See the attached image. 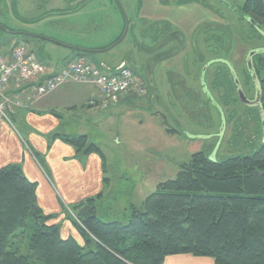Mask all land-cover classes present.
Here are the masks:
<instances>
[{
  "label": "rangeland",
  "instance_id": "rangeland-1",
  "mask_svg": "<svg viewBox=\"0 0 264 264\" xmlns=\"http://www.w3.org/2000/svg\"><path fill=\"white\" fill-rule=\"evenodd\" d=\"M46 1L0 0V49L11 50L16 43L26 45L27 42L35 57L46 54L55 61L64 62L74 53L68 46L79 42L75 36L88 39L84 47L88 49L103 45H108L107 48L123 38L113 48L89 53L91 62L110 72L125 61L147 84L144 94H136V103L112 114L110 108L95 107L97 112H102L97 118L86 113L89 106L82 109L79 104L77 121L72 120V127L79 133L76 135L90 131L91 138L100 143L97 145L105 156L104 164L99 156L104 175V188L99 193H104V197L96 199V211L101 219L127 223L131 206H142L146 196L155 191L160 182L175 178L181 165L189 162L196 152L204 151L211 158L222 160L250 155L260 144L264 121L259 106L242 102L235 81L229 92L222 94L219 89L229 85L227 78L237 77L247 99L252 102L256 96L255 80L247 75L250 71L246 58L251 50L264 44V39L257 38L259 32L252 21L241 16L238 8L244 0H179L182 3L179 6L178 0L160 1V6L163 5L160 10L167 11L166 6H174L172 13L179 16L174 19H181L182 23L189 20L186 15L199 10L195 4L209 10L194 28L175 25L186 46L170 59L164 57V53H168L166 50L156 47L163 34L156 36L154 23L157 20L141 15L144 6L141 0H119L121 6L117 0H54L66 12L37 23ZM80 9L83 10L78 13ZM166 20L164 23L172 25L173 21ZM30 28L43 35L30 32ZM18 32L46 37L40 41L44 47H34L36 39ZM207 37L210 38L206 40ZM97 38L100 41H96ZM152 60L156 62L153 68L156 69L155 85L148 77ZM215 71L219 88L212 83ZM260 76H264V66ZM87 89L92 97L98 95L94 85H87ZM107 113L109 124L105 123ZM98 120L97 130L92 128L91 121ZM91 138L89 143H94ZM84 149L78 151L79 161L88 167L90 157ZM99 193L83 197L81 201ZM81 201L70 202L68 206L74 208ZM68 206L63 203L67 213ZM34 226L31 215L26 235L15 239L23 254L29 250Z\"/></svg>",
  "mask_w": 264,
  "mask_h": 264
},
{
  "label": "trees",
  "instance_id": "trees-1",
  "mask_svg": "<svg viewBox=\"0 0 264 264\" xmlns=\"http://www.w3.org/2000/svg\"><path fill=\"white\" fill-rule=\"evenodd\" d=\"M238 9L243 18L264 28V0H244ZM257 38L264 35L259 32ZM256 48L264 49V44ZM253 66L264 121V76H260L264 51L253 57ZM216 74L212 83L219 88ZM226 81L229 85L219 88L221 93L234 86V78ZM57 137L77 151L97 153L104 164L101 148L89 143L87 135ZM101 195L68 206L81 243L72 236L62 237L60 226L52 222L57 216L44 213L37 200V182L24 174L20 164L0 167V264H162L170 255L185 253L213 257L216 264H264V135L250 155L215 160L204 151L194 153L175 178L160 182L146 196L142 206H131L127 223L97 215L96 199ZM31 215L34 231L23 254L15 239L26 235Z\"/></svg>",
  "mask_w": 264,
  "mask_h": 264
},
{
  "label": "crops",
  "instance_id": "crops-1",
  "mask_svg": "<svg viewBox=\"0 0 264 264\" xmlns=\"http://www.w3.org/2000/svg\"><path fill=\"white\" fill-rule=\"evenodd\" d=\"M160 1L161 0H144L143 2V0H141L140 4L144 3L141 15L150 17L152 20H157V23L164 22L166 19L171 20L173 21H170L172 27H176L175 25H184V28L190 29L202 22L207 12H209V10L203 8L202 5L195 4L199 10H195V12H191V14L188 13L189 16L186 15V18L190 17L189 20L182 23V21L180 22L181 19H174V17L179 18L177 14L172 13L175 9L174 6L165 5L168 7V9L166 8L167 11L160 10L163 6H160ZM59 7L60 5L55 4L54 0H47L43 3L44 13L36 22L41 23L45 19H52V16L56 17L57 15L63 14L62 9ZM169 8H172V10L169 11ZM201 8L203 10H201ZM82 10L83 9H80L78 13L82 12ZM157 23L155 22L154 24L157 25ZM30 26L32 25L30 24ZM28 30L43 35L42 32H36L31 28ZM72 35L75 36L74 34ZM26 36L27 35L24 37ZM75 37H77L79 42H74L73 45L83 48L87 47L85 45H87L86 42L88 39L82 38V36ZM33 38L37 40L34 43V47H44L43 44L40 43V41L44 39ZM52 38L56 37L52 36ZM95 40L100 41L99 38ZM22 44L24 43H16L15 45ZM26 45L29 46L27 55L32 56L36 61L40 62L47 69L48 74L58 73L67 68L70 62L78 55V53L74 51L72 56L64 62L55 61L50 55H46L45 53V55H38V58L33 54L30 43L26 42ZM106 46L108 45L90 47L89 49L103 51L106 49ZM3 51L10 52L8 48H4ZM110 56L112 58V54H110ZM168 59H170V57ZM155 64L156 63L148 69V77H150L154 85L156 81V69H153ZM124 66L129 67L124 61L123 64L115 67L110 72L96 67L105 74H114ZM129 68L136 74L131 67ZM139 77L146 86L145 79L141 76ZM181 78L182 81H184L183 76H181ZM42 79L43 78H40L35 83H39ZM33 83L34 82H29L22 85L20 88L12 87L5 92V96L9 100L5 104V115L0 113V167L11 163L20 164L24 174L30 180L37 182V200L44 213L57 214V217L53 218L52 222L60 226L62 237L66 238L72 236L78 242L83 243V238L79 231L74 226L72 220H70L66 210L63 209V203L68 206L70 202L81 201L83 197L93 196L103 190L104 175L102 174L101 159L99 155L90 153L88 167L87 165L84 167L79 161V152L76 147L64 142L60 137H57V135L79 134L75 127H72V120L77 121L76 118L78 115L76 111L79 104L82 109L89 106L90 108L87 109L86 113L88 115L90 114L89 116L91 118H97L102 112H97L94 108L101 106L98 102L92 104L91 101H97L99 94L92 97L89 93L90 90L87 89V85L93 84L69 80L54 91L48 93V96L45 95L46 97L43 96L29 101L27 100V96L32 95ZM74 83L83 85H74ZM134 93L135 92L130 91L121 97L117 104L109 107L111 114L113 111L123 106L136 103L135 98L137 99L138 96ZM2 101L3 98H0V102ZM108 117L109 113H107L105 118V123L107 124H109ZM105 123L104 126L106 127ZM91 124L92 128L98 130L100 121H91ZM83 134L87 135L88 140H90V134H92L90 131L84 132ZM91 140L94 141L95 144H98L93 137ZM98 145H100V143ZM100 197H104V193H102ZM162 264H216V262L213 257L196 256L185 253L170 255L165 258Z\"/></svg>",
  "mask_w": 264,
  "mask_h": 264
},
{
  "label": "built area",
  "instance_id": "built-area-1",
  "mask_svg": "<svg viewBox=\"0 0 264 264\" xmlns=\"http://www.w3.org/2000/svg\"><path fill=\"white\" fill-rule=\"evenodd\" d=\"M28 45H15L10 52L0 49V113L5 115V104L9 100L5 96L9 88H20L29 82L32 85V95L27 100L38 99L54 91L66 81L93 84L98 90L97 102L102 108L117 104L127 93L135 92L142 95L146 92L143 80L129 67H121L114 74H105L93 65L90 58L78 54L69 66L58 73L48 74L47 69L32 56L27 55ZM40 78H43L39 83ZM72 213V212H71Z\"/></svg>",
  "mask_w": 264,
  "mask_h": 264
},
{
  "label": "water",
  "instance_id": "water-1",
  "mask_svg": "<svg viewBox=\"0 0 264 264\" xmlns=\"http://www.w3.org/2000/svg\"><path fill=\"white\" fill-rule=\"evenodd\" d=\"M117 1H118L119 5H120L121 4L120 1L119 0H117ZM249 20L252 21V24L256 27V29L259 30V32H261L264 35V28L261 25L257 24L255 21H253L252 18H249ZM128 28H129V22L127 23V27H126V30H125V34L127 33ZM18 34H23V35H27V36H30V37L40 38V39H46V37H44V36H40V35H36V34H31V33L18 32ZM50 40L51 39H48V41H50ZM122 40H123V38H121L115 44L107 47L106 49L113 48L114 46H116L117 44H119ZM51 41L56 42L55 40H51ZM57 43L62 44L61 42H57ZM62 45L67 46L65 44H62ZM68 47H70L71 49H73L76 52H84V53H97V52L102 51V50H93V49H87V48L76 47V46H68ZM262 51H264V49H262V48H255V49L251 50L248 53L247 58H246L247 68L250 71V73L252 74V77L254 78L255 83H256V96H255L254 101L251 102V101H249L247 99V96H246L245 92L242 90V88L240 86V83H239L238 78L237 77H234V81L237 84V86L239 87V96H240V99L242 100V102L247 103V104H251V105H258L259 107H261V103H260V99H261L260 84H259L258 78H257V76L255 74V70H254V66H253V57L256 54H258V53H260ZM177 52H179V50H177V51H175L173 53L166 54V55H164V57L169 58L170 56L176 54ZM154 63H156V62L154 60H152L151 66H153ZM209 65L210 64H208V66ZM208 66H206V68L203 69V73H205V71H206V69H207ZM261 114H262V112H261Z\"/></svg>",
  "mask_w": 264,
  "mask_h": 264
},
{
  "label": "flooded vegetation",
  "instance_id": "flooded-vegetation-1",
  "mask_svg": "<svg viewBox=\"0 0 264 264\" xmlns=\"http://www.w3.org/2000/svg\"><path fill=\"white\" fill-rule=\"evenodd\" d=\"M176 4H178V6H179L182 3H180V1L178 0V2ZM156 26H157L156 36H160V34H163V36H161L162 40L157 42L156 47L158 49L166 50V52H168V53H164V54L173 53L177 50H179V52H180L183 49V47L185 48L186 44L184 41V37L181 35V33H179V31L177 29H175V27H172L171 25H168V23L166 24L164 22H159V23H157ZM209 38L207 37L206 40H208ZM194 55H196V54L194 53ZM196 58H199V56Z\"/></svg>",
  "mask_w": 264,
  "mask_h": 264
}]
</instances>
